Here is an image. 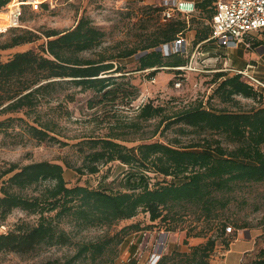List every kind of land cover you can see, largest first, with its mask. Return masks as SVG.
<instances>
[{"label":"trees","instance_id":"trees-1","mask_svg":"<svg viewBox=\"0 0 264 264\" xmlns=\"http://www.w3.org/2000/svg\"><path fill=\"white\" fill-rule=\"evenodd\" d=\"M9 1L0 0V9ZM215 1L195 2L203 18L211 19ZM186 25L182 18L170 19L142 45L135 69L153 68L150 76L160 67L181 72L176 67L188 62L185 52L165 55L157 48L183 35ZM198 25L194 44L207 39L210 32L203 22L199 21ZM43 34L46 40L40 52L17 51L6 61L0 60V113L32 112L43 97L63 89L64 84L80 86L81 91L92 90L109 102H113L111 97L117 90L124 93L123 98L129 96V102L135 98L131 97L134 85L123 70L124 66L115 60L132 56L138 48H127L114 55L83 56V51L100 45L104 36L86 16H81L70 28L48 29ZM39 37L31 30L19 29L9 39L0 40V49ZM259 42L253 40V43ZM117 72L120 74L114 75ZM221 77L215 90L222 101H229L234 95L252 99L264 97L246 84L239 73H215V79ZM119 78L121 81L116 80ZM138 116L142 120L161 116L162 121H167L166 126L182 123L204 131L221 132L234 146L228 149L218 138H203L185 145L141 141L127 146L116 140L122 136L112 129L101 137L90 136L80 142L88 146V151L83 150L82 164L75 170L93 174L99 171L100 165L119 161L128 168L120 181L121 189L114 191L80 184L68 186L65 169L57 162L37 160L22 165L10 162L0 169V224L15 208L37 213L38 219L35 224L17 222L13 228L0 233V252L30 254L44 244L71 242V234L59 226L63 219L73 223L76 232L94 226H111L132 218L139 211L148 213L151 221H162L167 231L177 228L176 223L171 224L172 220L191 213L198 221L220 223L221 213L230 202L229 195L237 185L264 181V105L249 111H229L212 110L198 104L169 116L164 114L163 106L148 101L140 106ZM11 119L0 120V128H6ZM52 125V121L37 120V125L27 124V131L39 141L55 139L49 134L53 131ZM131 125L137 127L138 123ZM150 173L162 175L163 179L152 182ZM40 185L43 188L37 194L26 193L28 188ZM221 225L224 231L225 222ZM131 229L141 228L133 223L125 225L112 235L79 243L71 258L37 264H74L78 258H88L93 264H133L115 260L118 246ZM191 230L186 232V237L206 235L201 229ZM215 241L208 236L205 242L190 246L189 251L172 250L162 254L155 264H210ZM250 264H264V247Z\"/></svg>","mask_w":264,"mask_h":264},{"label":"rangeland","instance_id":"rangeland-1","mask_svg":"<svg viewBox=\"0 0 264 264\" xmlns=\"http://www.w3.org/2000/svg\"><path fill=\"white\" fill-rule=\"evenodd\" d=\"M20 1L24 2L21 3L22 15L19 25L0 33V40L9 39L19 29L31 30L40 37L18 46L0 49V60L6 61L17 51L33 49L40 52V46L46 40L43 34L45 30H65L74 26L81 16H86L104 32V36L100 45L83 51V56L94 57L100 53L114 55L127 48H138L132 56L115 60L124 66L123 70L134 85L131 97L135 98L129 102L130 97L123 98L124 93L117 90L111 97L113 102H109L92 90L81 91L80 86L64 84L63 89L43 97L32 112L0 113V120L12 118L6 123V128H0V169L10 162L22 165L31 161L49 160L62 164L68 186L80 184L114 191L121 189L120 181L128 168L119 161L102 164L99 171L93 174L75 170L82 164L84 151H88V146L80 142L90 136L101 137L112 129L122 136V139L116 140L127 146H134L141 141L185 145L201 141L203 138H218L228 149L234 146L221 132L204 131L182 123L166 126L167 121H162L161 116L142 120L138 111L145 102L151 101L154 105L163 106L164 114L169 116L198 104L212 110L229 111H249L264 105V97L261 96L252 99L234 95L233 99L222 101L215 90L223 78L215 79V73L218 71L233 75L236 70L246 68L264 80V35L257 39L259 43H252L250 47L231 49L215 46L212 41H207L195 49L192 27L186 25L183 35L187 40V49L183 54L188 58L192 57L193 68L177 72L160 67L150 76L149 72L153 68L136 70V59L142 52V45L169 22L162 15L163 0ZM4 13L6 5L0 9L1 24L5 22L2 18ZM194 22L196 25L197 20ZM204 22L209 26L207 19ZM119 74L120 72H117L114 75ZM116 80L121 81L120 78ZM37 120L53 122V131L49 134L55 139L39 141L28 133L27 124L37 125ZM135 122L138 123L137 127L131 125ZM177 141L179 143H176ZM150 175L153 177L152 182L163 179L162 175ZM41 188L43 185L38 188L30 187L26 193L37 194ZM229 196L230 202L221 213L223 219L220 223L198 221L191 213L176 217L174 222L172 220L171 224H177L173 231L165 230V224L160 220L151 221L148 213L144 211H139L132 218L120 220L111 226H94L80 232H76L73 223L63 219L59 226L71 234V242L44 244L30 254L0 252V264L64 261L76 253L79 243L112 235L132 223L138 224L141 229H131L126 234L117 249V262L153 264L151 255L159 243L162 255L172 250L189 251L190 246L203 243L208 236H212L216 243L209 257L210 264H250L257 257L260 248L264 247V181L239 184ZM37 219V213H27L15 208L0 224V233L13 228L17 222L35 224ZM223 222L224 231L221 225ZM228 226H231L230 231L226 229ZM191 229H201L206 235L186 237V232L192 231ZM74 264L93 263L88 258H78Z\"/></svg>","mask_w":264,"mask_h":264},{"label":"built area","instance_id":"built-area-1","mask_svg":"<svg viewBox=\"0 0 264 264\" xmlns=\"http://www.w3.org/2000/svg\"><path fill=\"white\" fill-rule=\"evenodd\" d=\"M22 2L24 1L10 0L6 4V24L1 26L0 23V33L19 25ZM163 4L162 15L167 20L174 17L190 18L198 12L194 0H163ZM209 27L210 32L206 40L212 41L217 46L250 47L254 39H259L261 35H264V0H216L213 3V14L209 20ZM186 44V38L184 35H180L171 42L163 43L160 48L165 55H168L177 51L185 52ZM192 63L191 57L185 65L176 68L192 69ZM236 73H239L241 79L256 92L264 95V80L246 68L237 70ZM226 229L230 231L231 226ZM160 256L159 243L151 255L152 263L155 264Z\"/></svg>","mask_w":264,"mask_h":264},{"label":"crops","instance_id":"crops-1","mask_svg":"<svg viewBox=\"0 0 264 264\" xmlns=\"http://www.w3.org/2000/svg\"><path fill=\"white\" fill-rule=\"evenodd\" d=\"M197 1H199V0H197ZM178 18H181V17H178ZM182 19L187 22V24L189 25V27L190 26L192 27V39H193V41H194V37H195V34H196V30H197L198 26H200V25H198V22L201 21V22H203V25H207L204 22L206 19L203 18L202 15L199 12H197L193 17H190V18H182ZM195 20H197L196 25H194L195 24V22H194ZM207 23L209 25V20H207ZM208 29H210L209 26H208ZM208 36H209V34H208ZM207 41L208 40L205 39L203 41H200V42L196 43L194 48H198L201 44H203L204 42H207ZM211 43L214 44L213 42H211ZM214 45L217 46L216 44H214ZM186 49H187V44H186ZM231 49H236V48H231ZM248 66H252V65H248Z\"/></svg>","mask_w":264,"mask_h":264},{"label":"bare ground","instance_id":"bare-ground-1","mask_svg":"<svg viewBox=\"0 0 264 264\" xmlns=\"http://www.w3.org/2000/svg\"><path fill=\"white\" fill-rule=\"evenodd\" d=\"M2 18H4V21H5V19L7 18V12L4 13V15L2 16ZM5 24H6V21L4 23H2L1 26H5Z\"/></svg>","mask_w":264,"mask_h":264},{"label":"water","instance_id":"water-1","mask_svg":"<svg viewBox=\"0 0 264 264\" xmlns=\"http://www.w3.org/2000/svg\"><path fill=\"white\" fill-rule=\"evenodd\" d=\"M157 49H161L160 47H158Z\"/></svg>","mask_w":264,"mask_h":264}]
</instances>
